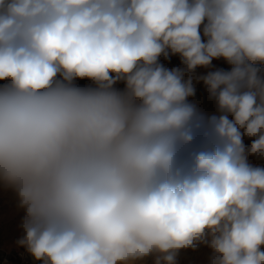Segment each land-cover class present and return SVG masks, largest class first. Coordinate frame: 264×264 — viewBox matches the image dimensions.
<instances>
[{"label":"clouds","instance_id":"1","mask_svg":"<svg viewBox=\"0 0 264 264\" xmlns=\"http://www.w3.org/2000/svg\"><path fill=\"white\" fill-rule=\"evenodd\" d=\"M0 81V185L35 260L264 264V0H0Z\"/></svg>","mask_w":264,"mask_h":264},{"label":"rangeland","instance_id":"2","mask_svg":"<svg viewBox=\"0 0 264 264\" xmlns=\"http://www.w3.org/2000/svg\"><path fill=\"white\" fill-rule=\"evenodd\" d=\"M160 63L168 69L183 67L179 56H170L169 60H164L161 57ZM216 69L228 71L231 69V65L223 59L213 60L211 68H198L195 75H206L208 71ZM4 83V81H0V85ZM73 83L79 87H95L88 79H78ZM194 85L195 95L189 98V102L195 104L205 116L219 115L216 101L209 96L203 82L195 83L194 81ZM114 87L122 90L125 85L123 82H119ZM229 118L231 119V117ZM251 142L252 140L247 137L243 139L246 147L250 146ZM248 162L254 167L264 168V159L249 156ZM24 216L25 210L20 207L16 193L12 189L0 185V264H29L30 261H33L27 250L17 245V241L23 236L21 222ZM211 255V249L204 245L198 246L196 250H181L178 264H209ZM154 261V256L149 257L143 264H154ZM38 264H43V262L38 261Z\"/></svg>","mask_w":264,"mask_h":264},{"label":"built area","instance_id":"3","mask_svg":"<svg viewBox=\"0 0 264 264\" xmlns=\"http://www.w3.org/2000/svg\"><path fill=\"white\" fill-rule=\"evenodd\" d=\"M29 264H38V261H30Z\"/></svg>","mask_w":264,"mask_h":264},{"label":"bare ground","instance_id":"4","mask_svg":"<svg viewBox=\"0 0 264 264\" xmlns=\"http://www.w3.org/2000/svg\"><path fill=\"white\" fill-rule=\"evenodd\" d=\"M30 255V254H29ZM30 258L33 260V261H36L31 255H30Z\"/></svg>","mask_w":264,"mask_h":264}]
</instances>
